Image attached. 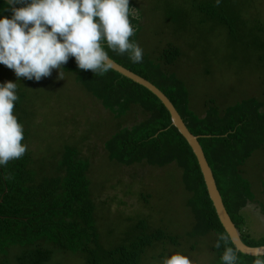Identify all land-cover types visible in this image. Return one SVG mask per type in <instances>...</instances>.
Segmentation results:
<instances>
[{"label":"rangeland","instance_id":"1","mask_svg":"<svg viewBox=\"0 0 264 264\" xmlns=\"http://www.w3.org/2000/svg\"><path fill=\"white\" fill-rule=\"evenodd\" d=\"M129 3L137 19L135 42L146 58L156 62L164 48H177L175 61L161 65V70L185 89L192 112L202 116L211 107L225 111L248 105L244 109L252 117L248 121L257 119L259 111L264 113V0ZM60 71L63 78L54 69L51 76L38 82L23 77L17 80L12 69L0 64V83L17 84L20 102L13 112L28 134L25 145L34 159L32 170L53 169L71 145L89 163L94 220L102 249L134 242L142 233L161 229L178 236V243L153 241L143 249L138 264H159L162 257L177 251L190 257L193 264H215L217 257L211 250L214 234H188L194 216L181 168L175 163L155 166L144 161L126 165L108 157L106 141L119 125L143 119L140 107L134 105L129 113L117 117L76 80V72ZM158 85L164 86L160 81ZM259 103L262 106L257 111ZM251 133L257 146L239 168L249 183L252 202L241 215L252 237L260 239L264 237V116L260 130ZM139 222H144V230L137 228ZM51 263L86 264L79 253L57 248H53Z\"/></svg>","mask_w":264,"mask_h":264},{"label":"trees","instance_id":"2","mask_svg":"<svg viewBox=\"0 0 264 264\" xmlns=\"http://www.w3.org/2000/svg\"><path fill=\"white\" fill-rule=\"evenodd\" d=\"M6 7L5 1L0 0V10ZM3 14L10 17L11 12ZM134 16L130 17L135 29V35L130 38L132 41L136 40L137 19ZM218 16L229 25L225 17ZM178 53L177 48L170 45L162 50L156 62L143 55L141 63H132L127 54L119 55L109 50L113 60L148 79L169 97L189 130L199 136L223 203L240 231L242 241L249 246L263 245L264 237L255 239L243 223L241 210L252 201L249 183L239 168L257 146L251 130L255 133L260 130L264 116L259 111L262 104L256 107L259 117L252 121L246 120L251 117L244 112L248 105L241 110L235 105L225 111L211 107L202 116L195 114L188 108L185 89L170 81L161 70V65L172 64ZM62 67L76 72V80L102 105L110 107L117 117L129 113L134 105L140 107L143 119L128 126L119 125L106 141L108 157L126 165L141 161L155 166L175 163L182 170L186 189L191 192L188 202L194 223L188 234H214L211 250L217 257L215 264H221L220 256L225 247L236 251L238 264H252L255 256L237 251L221 225L196 157L185 138L171 124L170 114L161 101L147 88L113 69L99 76L91 70L79 69L74 57H69ZM159 81L164 86L158 85ZM19 102H15L14 108ZM248 103L244 101V104ZM255 103L258 102L255 100ZM27 137L24 129L23 144ZM31 154L27 149L23 157L0 166V264H59L51 263L53 248L77 252L86 264H138L143 249L153 241L178 243V236L159 229L151 234L142 233L143 236L134 242L102 249L94 220L88 160L69 145L53 169L36 172L32 170L34 159ZM144 226V222H139L137 228L144 230ZM218 234L228 237L227 243L222 242L220 248L214 246Z\"/></svg>","mask_w":264,"mask_h":264},{"label":"clouds","instance_id":"3","mask_svg":"<svg viewBox=\"0 0 264 264\" xmlns=\"http://www.w3.org/2000/svg\"><path fill=\"white\" fill-rule=\"evenodd\" d=\"M0 10V64L17 77L40 81L61 69L74 57L81 70L103 76L113 68L111 52L127 54L132 63L143 61V49L130 40L135 29L129 0H5ZM219 3V0H217ZM20 5V6H17ZM10 11L5 16L3 12ZM18 100L17 84L0 83V166L24 156L27 146L23 125L14 115ZM228 237L218 234L216 248ZM221 264H238L236 251L225 247ZM159 264H193L190 257L173 252ZM252 264H264V253H257Z\"/></svg>","mask_w":264,"mask_h":264},{"label":"water","instance_id":"4","mask_svg":"<svg viewBox=\"0 0 264 264\" xmlns=\"http://www.w3.org/2000/svg\"><path fill=\"white\" fill-rule=\"evenodd\" d=\"M113 65V70L151 91L161 101V103L169 112L171 124L175 126L179 133L185 138L193 154L196 157L209 198L215 209L216 215L221 225L223 226L225 232L227 233L228 237L230 238L232 244L234 245L235 249L249 256H256L257 253H264V244L258 246H249L242 241L240 231L235 226L223 203L221 194L216 185L212 169L207 161L205 153L199 142V136L194 135L189 130L180 113L178 112L172 101L169 99V97H167V95L156 85H154L151 81L127 69L123 65L117 63L115 60H113Z\"/></svg>","mask_w":264,"mask_h":264}]
</instances>
